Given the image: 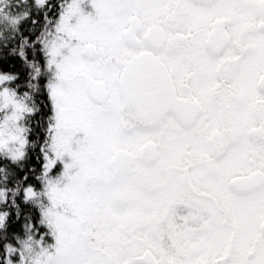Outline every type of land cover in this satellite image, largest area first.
I'll use <instances>...</instances> for the list:
<instances>
[{
  "label": "snow or ice",
  "instance_id": "6c2138e0",
  "mask_svg": "<svg viewBox=\"0 0 264 264\" xmlns=\"http://www.w3.org/2000/svg\"><path fill=\"white\" fill-rule=\"evenodd\" d=\"M0 264H264V0H0Z\"/></svg>",
  "mask_w": 264,
  "mask_h": 264
}]
</instances>
